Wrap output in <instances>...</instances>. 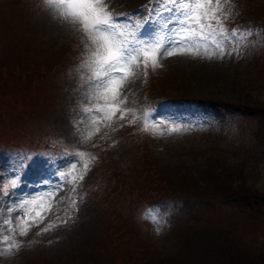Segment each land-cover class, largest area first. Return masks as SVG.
I'll list each match as a JSON object with an SVG mask.
<instances>
[{"label":"rangeland","instance_id":"obj_1","mask_svg":"<svg viewBox=\"0 0 264 264\" xmlns=\"http://www.w3.org/2000/svg\"><path fill=\"white\" fill-rule=\"evenodd\" d=\"M228 1L229 5L224 0L216 5L219 17L232 10L237 13V4ZM237 1H247V6L257 1L264 9V0ZM198 2L204 0H100L116 24L111 31L124 33L116 35L118 43L133 40L135 47V40L143 42L147 37L149 44L160 40L162 52L177 50L173 57L158 55L156 66L149 61L151 80L146 68L134 69L124 81L120 111L113 114L108 110L112 102L104 98V85L108 78L123 79V73L96 79L97 45L68 14L62 0H0V66L6 61L23 71L31 60L53 61L46 85L33 92L29 101L45 112L42 126L27 120L19 129L18 143L0 147V205L10 199L3 195L5 191L20 203L37 201L29 205L30 211L19 204L12 206V212L0 207V264H95L106 247V236L131 232L138 233L142 246H148L143 249L150 260L171 258L188 244L191 250L202 243L196 237L181 238L187 227L231 228L236 239H246L254 247L264 244L261 201L249 203L258 209L256 213L243 212L236 200L216 202L207 192L201 196L203 202L191 197L199 186L209 191L217 188L222 174L229 176L230 185L239 179V187L264 194L263 150L241 142L250 139L245 128L250 112L240 111L237 105L264 96V33H255L261 36L259 41L235 38L231 44L233 32L222 37L213 27L202 31L200 25L167 23L177 12L181 19L191 15ZM245 13L240 18L247 21L250 8ZM250 36L255 37L251 29ZM216 42L224 48L223 54ZM254 45L258 48L252 53ZM37 73L36 69L33 74ZM152 100L160 104L151 114ZM236 112L240 117L234 116ZM20 119L8 117L12 126L0 133V140L16 133L13 124ZM46 139L50 148L42 150ZM35 140H41L37 151L31 144ZM100 156L105 158L102 163H110L111 176H125L128 191L120 199L103 186L96 193L88 188L97 185ZM170 185H175L172 192ZM131 192L138 201L130 200ZM172 193L184 194L186 199L156 202ZM101 196H108L111 203L106 212L97 199ZM145 201L151 206L140 211ZM116 214L123 215L121 221ZM22 223L27 229L24 236ZM100 262L111 263L104 262L103 256Z\"/></svg>","mask_w":264,"mask_h":264},{"label":"trees","instance_id":"obj_2","mask_svg":"<svg viewBox=\"0 0 264 264\" xmlns=\"http://www.w3.org/2000/svg\"><path fill=\"white\" fill-rule=\"evenodd\" d=\"M235 5L237 4L238 12L234 15H229L227 18H221V23L216 25L215 28H222L223 31L232 30L237 35L231 36V41L236 43V39H247L249 38L251 41L260 40L261 36L264 37V34L261 36H256L255 33H264V9H261L257 1H253L250 6H247V1H243L244 3L239 4L237 0H231ZM248 8H250L251 14L248 17V20H242L245 17L242 16L240 18V13L246 16L245 11L247 12ZM254 14V18L252 16ZM235 19L238 22L235 23ZM241 19V20H240ZM250 29L253 30L254 38L250 36ZM257 45H254L252 53L257 50ZM29 68L26 70L20 71L16 68H12L10 63L4 61L2 66H0V133L6 132L12 126L13 120H7L8 117L12 116L17 119L18 115L20 116V121L15 120V134L9 136L7 139L4 137L0 140V147L5 144L19 141V135L21 134L19 131L20 127L23 126L24 123H27V120L33 121L35 124L42 126L41 120L43 121V113L37 107H32L29 104L30 98L33 95V92H38V90L44 88L46 84L44 82L46 79H49V72L47 68H49V63H53L50 59H37L36 61L31 60ZM37 69V74H33ZM147 74L150 76V80L153 78L151 65H148L146 68ZM8 72L10 74H8ZM36 78V82L33 79ZM155 81L154 79L152 80ZM49 84V82L47 83ZM264 84V81L263 83ZM46 98V96L44 95ZM244 100V99H240ZM160 100H152L149 106V111L153 112ZM239 110L250 112L247 113V116L250 118L249 122H247L246 129L248 132V137L250 139H242L241 142H251L255 145L261 146L264 154V96L261 98L252 100L250 103L242 104L237 103ZM234 116H239L238 112L234 113ZM240 117V116H239ZM18 127V129H16ZM7 141V142H5ZM41 140H35L31 144L32 147L37 151L39 149V145ZM44 147L42 150H46L50 148V143L46 139L42 142ZM252 145V144H251ZM253 146V145H252ZM105 158L103 156L99 157V161H102ZM134 159H136L134 157ZM253 159V158H252ZM138 162L139 160L136 159ZM110 163L104 162L101 164L100 169L96 171L95 175V184L94 186H90L88 188H95V193L97 191H101V186L105 187L106 190L109 191L110 194H114L116 199H120L123 195L122 192L128 191L126 185L125 176L121 173H117L116 176H111L107 171V166ZM120 166V165H115ZM222 177L220 179V183L217 188L213 190H203L202 187H198L195 191L196 193H192L191 197L200 199L202 201V197H204V192L213 196L216 202H220V200L227 198L228 200H236L238 207L244 212L246 209H253L256 213H259L257 208L249 207V203L257 200L261 201L264 206V194L255 192L249 189H244L239 187L241 180L237 179L230 185L229 176L220 175ZM190 180V179H189ZM199 180L200 179H196ZM191 181V180H190ZM107 182L106 185H104ZM203 182V179L201 180ZM131 185V184H130ZM237 185V186H236ZM175 185L169 186V192H172L171 187ZM89 189V190H90ZM100 192V193H101ZM208 192H213L208 193ZM183 193L188 195V190L185 189ZM168 195V193L166 194ZM166 196V198H156V202L160 203L170 200H177L181 202L184 198V194L181 196ZM195 196V197H193ZM131 201H138L139 197L133 192L130 194ZM98 202L101 203V208L106 212V209L109 208L110 202H108V196L97 197ZM186 199V198H184ZM183 199V200H184ZM203 202V201H202ZM155 203V204H157ZM145 207H140V211H144L151 204H147V202H143ZM244 213L242 214V216ZM123 218V215L116 214V220L119 222ZM243 219V217H241ZM244 222V221H243ZM241 224V223H240ZM239 225V224H238ZM187 234L182 236L181 238L185 241H191L193 238H198L202 241V243H197L195 247L191 250H188L189 245H186L184 248L179 250L177 254L173 255L171 258H157L156 260H150L145 256L143 247H148L147 245L142 246V241L138 233H112L111 236H106V247L101 248L100 254H98V259L94 260L95 264H102L100 262L101 256H103L104 262L110 260V264H264V244L259 247H254L252 244H248L246 239L234 238L232 236V229H221L219 231L206 230L205 228L201 229H190L186 228ZM208 232H217L218 235L211 236L208 235ZM123 235V236H122ZM119 243H122V246H119ZM143 244V243H142ZM178 246V242H177ZM112 254L111 256H108ZM39 264L38 262H36ZM46 264V263H45Z\"/></svg>","mask_w":264,"mask_h":264},{"label":"snow or ice","instance_id":"obj_3","mask_svg":"<svg viewBox=\"0 0 264 264\" xmlns=\"http://www.w3.org/2000/svg\"><path fill=\"white\" fill-rule=\"evenodd\" d=\"M219 2L220 0H204V2H198L195 4L194 9H192L191 15L181 19V14L177 12L167 23H179L189 26L200 25L202 31L204 27H212L213 24L218 25L221 23V18L217 15L219 9L213 5H218ZM62 3L67 7L68 14L83 25L84 31L90 33L91 39L97 45V50L93 54V62L97 66L95 73L96 79L110 77V74L115 72L123 73V79L108 78L104 85V98L112 102L108 110L113 114L120 111L118 105L123 101L121 90L124 86V81L134 74V69L147 68L149 61H151L152 66H156L158 55H166L167 57L177 55V50L165 49L162 52L161 41L157 40L155 44H149L147 37L143 38V42L135 40V44L138 45L135 47L131 46L134 43L133 40L118 43L115 39L116 35H123L124 33L111 31L116 28V24L112 21V17L107 14L106 7L100 3V0H62ZM98 4H100L99 7H97ZM197 10L201 11L197 13ZM148 22L146 21L145 23L147 24ZM221 35H223V29H221ZM236 35L235 32L232 33V36ZM216 48L219 49L221 54L224 53V48L220 42H216ZM179 51L181 53L183 52V50ZM96 111L100 112L102 109L97 108ZM3 195L10 199L7 203L0 205V207H3L8 212L13 211L12 206L15 204H19L21 209H28V211L31 210L29 205L35 206L37 204L36 200L28 199H24L20 203L12 199L11 194L7 191ZM40 215V213H37V216ZM152 218L155 219V217ZM20 235H27V229L23 226V223L21 225ZM12 247H18V245L13 244Z\"/></svg>","mask_w":264,"mask_h":264}]
</instances>
